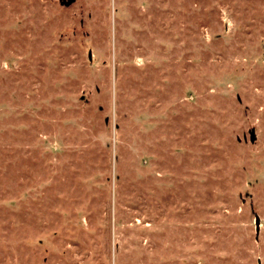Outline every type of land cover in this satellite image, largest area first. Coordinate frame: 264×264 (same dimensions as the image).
I'll use <instances>...</instances> for the list:
<instances>
[{"label": "rangeland", "instance_id": "1", "mask_svg": "<svg viewBox=\"0 0 264 264\" xmlns=\"http://www.w3.org/2000/svg\"><path fill=\"white\" fill-rule=\"evenodd\" d=\"M60 1L0 0V264H264V0Z\"/></svg>", "mask_w": 264, "mask_h": 264}, {"label": "water", "instance_id": "2", "mask_svg": "<svg viewBox=\"0 0 264 264\" xmlns=\"http://www.w3.org/2000/svg\"><path fill=\"white\" fill-rule=\"evenodd\" d=\"M61 3H63L64 5H69L73 2V0H61L60 1ZM89 57H90V52L88 53ZM254 129L251 128L250 129V139L251 141L254 139ZM254 223H255V230H256V233H258L259 231V216L255 213L254 214Z\"/></svg>", "mask_w": 264, "mask_h": 264}]
</instances>
